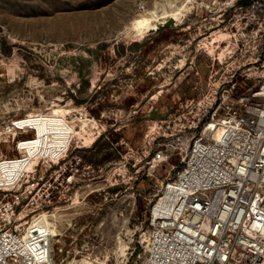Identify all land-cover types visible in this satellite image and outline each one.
<instances>
[{"label": "rangeland", "instance_id": "374dc122", "mask_svg": "<svg viewBox=\"0 0 264 264\" xmlns=\"http://www.w3.org/2000/svg\"><path fill=\"white\" fill-rule=\"evenodd\" d=\"M221 1L0 0V122L21 118L35 130L18 139L49 137L50 152L70 142L73 181L39 168L35 197L64 198L29 226L52 229L55 264H141L147 195L178 164L148 172L145 135L205 89L210 58L232 45V30L218 29L232 13L219 15ZM2 147L20 153L15 141Z\"/></svg>", "mask_w": 264, "mask_h": 264}, {"label": "built area", "instance_id": "2783aa9c", "mask_svg": "<svg viewBox=\"0 0 264 264\" xmlns=\"http://www.w3.org/2000/svg\"><path fill=\"white\" fill-rule=\"evenodd\" d=\"M218 8L232 10L218 28L232 30V45L210 58L205 89L145 135L148 172L175 157L178 164L147 195L141 264H264V0ZM243 79L251 82L241 87ZM19 119L0 122V264H55L52 229L29 226L44 224L38 210L64 198L60 190L35 197L39 168L57 165L60 184L73 181L65 174L70 142L52 153L49 137L18 139L35 130ZM8 141L18 155L4 152Z\"/></svg>", "mask_w": 264, "mask_h": 264}, {"label": "trees", "instance_id": "16d2710c", "mask_svg": "<svg viewBox=\"0 0 264 264\" xmlns=\"http://www.w3.org/2000/svg\"><path fill=\"white\" fill-rule=\"evenodd\" d=\"M137 45H140V43L137 42V41H134V42H132V43H130V44L128 45V48L130 49V48H133V46H137ZM122 49H123V47H122ZM117 51H119V50H117Z\"/></svg>", "mask_w": 264, "mask_h": 264}, {"label": "bare ground", "instance_id": "6f19581e", "mask_svg": "<svg viewBox=\"0 0 264 264\" xmlns=\"http://www.w3.org/2000/svg\"><path fill=\"white\" fill-rule=\"evenodd\" d=\"M172 16H174V14L172 15ZM173 18H177L176 16H174V17H172V19ZM95 138H93L91 141H90V143L94 140ZM88 145V144H87ZM53 147V146H52ZM60 149H63V148H60V147H58V146H56V148H55V150L54 151H52V153L54 152H56L57 150H60ZM50 151V150H49Z\"/></svg>", "mask_w": 264, "mask_h": 264}, {"label": "water", "instance_id": "95a60500", "mask_svg": "<svg viewBox=\"0 0 264 264\" xmlns=\"http://www.w3.org/2000/svg\"><path fill=\"white\" fill-rule=\"evenodd\" d=\"M172 21H173V19H172V18H170V19L166 20V22H165V23H167V24H170V23H172Z\"/></svg>", "mask_w": 264, "mask_h": 264}, {"label": "crops", "instance_id": "0c3cea01", "mask_svg": "<svg viewBox=\"0 0 264 264\" xmlns=\"http://www.w3.org/2000/svg\"><path fill=\"white\" fill-rule=\"evenodd\" d=\"M138 42V41H137Z\"/></svg>", "mask_w": 264, "mask_h": 264}]
</instances>
